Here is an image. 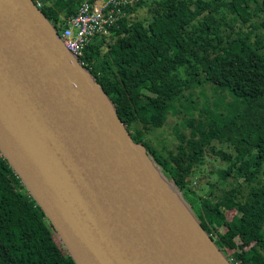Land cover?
I'll use <instances>...</instances> for the list:
<instances>
[{
	"label": "trees",
	"instance_id": "1",
	"mask_svg": "<svg viewBox=\"0 0 264 264\" xmlns=\"http://www.w3.org/2000/svg\"><path fill=\"white\" fill-rule=\"evenodd\" d=\"M39 1L56 26L82 0ZM124 9L85 47V68L230 263L264 264V0H136ZM198 86L202 104L191 93ZM169 113L189 130L175 125L176 145L159 150L145 134ZM0 264H75L1 151Z\"/></svg>",
	"mask_w": 264,
	"mask_h": 264
},
{
	"label": "water",
	"instance_id": "2",
	"mask_svg": "<svg viewBox=\"0 0 264 264\" xmlns=\"http://www.w3.org/2000/svg\"><path fill=\"white\" fill-rule=\"evenodd\" d=\"M0 151L75 264H231L34 0H0Z\"/></svg>",
	"mask_w": 264,
	"mask_h": 264
},
{
	"label": "built area",
	"instance_id": "3",
	"mask_svg": "<svg viewBox=\"0 0 264 264\" xmlns=\"http://www.w3.org/2000/svg\"><path fill=\"white\" fill-rule=\"evenodd\" d=\"M136 0H82L75 13L68 15L55 26L65 47L85 67L84 49L91 40L108 32L124 15V7ZM40 6L39 0L35 1Z\"/></svg>",
	"mask_w": 264,
	"mask_h": 264
},
{
	"label": "rangeland",
	"instance_id": "4",
	"mask_svg": "<svg viewBox=\"0 0 264 264\" xmlns=\"http://www.w3.org/2000/svg\"><path fill=\"white\" fill-rule=\"evenodd\" d=\"M202 92L203 91H201V87H199V86L193 88L191 91L193 98L195 99V101H198L199 104H202V102L205 99L204 94ZM206 92H207L208 97L211 101L212 96L214 95L212 93V90L208 87L206 89ZM229 98H230L229 95L226 96V100H228ZM175 125H177L178 127L181 126L180 125V115L169 113L165 123L160 127H156V128L151 129L147 134H145V138H147L148 141L155 148H157L159 150H161L163 146H165L166 148L174 147L178 141L176 138V135H175V132H176V126ZM180 128L183 129V127H180ZM185 130L188 132L189 128H186ZM194 184L195 185L198 184L197 180H196V182H194ZM199 185L201 186V190L207 189V185L204 184L203 182H201ZM190 209H191V207H190ZM192 212H193V210H192ZM238 215H239V213L234 208L226 210V216L230 220L235 221L237 219Z\"/></svg>",
	"mask_w": 264,
	"mask_h": 264
}]
</instances>
